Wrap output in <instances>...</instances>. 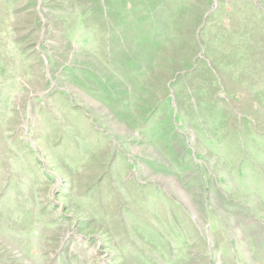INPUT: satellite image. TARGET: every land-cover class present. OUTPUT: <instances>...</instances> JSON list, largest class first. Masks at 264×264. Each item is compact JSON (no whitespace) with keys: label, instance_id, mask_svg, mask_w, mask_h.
I'll return each instance as SVG.
<instances>
[{"label":"rangeland","instance_id":"obj_1","mask_svg":"<svg viewBox=\"0 0 264 264\" xmlns=\"http://www.w3.org/2000/svg\"><path fill=\"white\" fill-rule=\"evenodd\" d=\"M0 264H264V0H0Z\"/></svg>","mask_w":264,"mask_h":264}]
</instances>
